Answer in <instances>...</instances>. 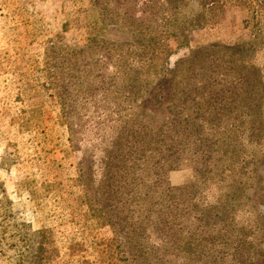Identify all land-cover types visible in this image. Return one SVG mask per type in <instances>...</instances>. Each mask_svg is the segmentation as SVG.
<instances>
[{
  "label": "rangeland",
  "instance_id": "rangeland-1",
  "mask_svg": "<svg viewBox=\"0 0 264 264\" xmlns=\"http://www.w3.org/2000/svg\"><path fill=\"white\" fill-rule=\"evenodd\" d=\"M176 1L189 14L197 11L196 0ZM207 3L209 23L189 33L187 47L178 49L170 40L160 44L150 62L135 63L128 28L109 20L92 0H0V264H149L152 259L155 264H264V102L260 116L245 120L238 116L241 110L221 114L225 102L213 100L220 106L206 116L196 108L200 118L193 122L186 111L189 95L198 91L192 98L201 103L202 92L174 72L177 60L194 48L243 45L255 51L245 58L259 69L264 89V0ZM104 42L131 54L124 64L139 71L121 66L117 72L141 80L132 82L138 102L110 103L106 115L96 98L107 90L97 77ZM166 44L171 54H166ZM87 49L89 60L81 54ZM111 60L118 64L117 55ZM115 67L109 70L115 72ZM158 85L163 86V100L155 94ZM77 94L92 96L81 104L82 116L77 112L80 105H75ZM181 94L182 101L173 102ZM132 118L145 122L178 150L168 154L154 146L159 150L141 165L139 192L143 197V185L154 181L155 198L148 200L152 208L160 204L155 199L165 188L168 199L175 200L167 201L175 207L171 220L163 214L154 218L152 236L168 238L169 229L178 223L189 234L200 225L210 233L200 247L212 244L213 255L204 249L205 256L189 259L183 250L194 253L192 242L179 247L167 242L159 250L161 258L155 260L158 252L148 250L141 260L136 245L146 246L147 231L152 230L147 210L136 207L134 226L132 218L112 212L117 203L106 200L109 192L100 195L95 177H101V168L93 164L105 155V137L115 134L119 122L126 120L128 129ZM152 159L157 170L164 168L161 179L150 173ZM193 177L196 185L189 184ZM194 187L201 203L205 192L213 191L214 207L203 210L201 221L185 193ZM148 202L143 203L146 209ZM40 230H46L44 237L37 234Z\"/></svg>",
  "mask_w": 264,
  "mask_h": 264
},
{
  "label": "trees",
  "instance_id": "trees-1",
  "mask_svg": "<svg viewBox=\"0 0 264 264\" xmlns=\"http://www.w3.org/2000/svg\"><path fill=\"white\" fill-rule=\"evenodd\" d=\"M196 1L198 4L197 11L190 12L189 14L187 11L181 9V5H179V2L176 0H92L94 5L102 10L109 20L121 21L124 23L125 27L128 28L133 40L131 47L135 55L134 58L132 56V60H134L135 63L143 60L150 62L156 56L155 53L160 50V44L167 41H173L178 49L189 45V33L194 29L207 25L210 19V10L204 9L210 4L207 3L208 0ZM142 7H146L147 9L144 10ZM161 17L163 19L159 21L158 19ZM95 40L97 41V39ZM163 48L166 49V54L172 53L170 45L166 44ZM221 48L224 49L223 52L218 51V49ZM227 50H233V53H227ZM99 52L103 60V68L97 73V77L107 89L96 96L98 101H102L99 110L102 109L103 115H106V111L109 110L110 107L109 105H114L116 101L121 103L125 101V99H128V105H130L131 101L137 103L139 100L136 93L137 87L133 85L132 82L136 81L138 84V81H141L140 77L127 78L125 75H121V72H117V69L121 66L123 69H130L133 73L139 72H135L132 66L128 67L130 63L124 64V60L126 59L125 56H130L131 54L124 53L120 46L108 42L103 43ZM254 53V50L252 52L248 51L247 47L243 45L225 46L220 43H213L209 46L194 48L187 56L177 60L174 66V72L178 74L176 77L183 79L185 82L198 85L202 92L203 98H201V103H197L192 98V94H197L198 91H193V93L189 95V101L191 102L189 104L190 106L186 109L191 115L189 116V120L193 122L197 121L196 119H198L197 116L199 117V111H194L196 108L206 111L204 112L206 116L209 114L210 109L213 110L219 107L220 105H215L213 100H216L215 102H225L223 104H225L227 108L223 109V111L220 112L221 114L230 113V115H237L235 111L241 110L238 116L243 117L245 120H251V118L258 117L262 114V102H264L262 74L259 69L251 63V58H245L248 54H250V57H253ZM81 54H83L85 59L89 60L90 54L88 49L85 52H81ZM222 54L223 56H221ZM114 55H117L118 64L111 60ZM115 65H117V67H115V72L109 70L110 67ZM129 74L131 73L129 72ZM110 88L113 89L110 90ZM215 89H219L221 94L219 95ZM155 94L159 96L158 98L160 100H163L165 94L163 86L158 85L155 88ZM101 95H106L108 97H102ZM183 96H185V94H181L173 102H181ZM91 97V95L84 97L77 94L75 105H80L77 106L79 109V111H77L78 113L84 111V107L81 106V104L89 103ZM213 97H215V99H213ZM82 99H84L85 102H82ZM168 105L174 107V103ZM130 108L131 106H129L128 109ZM79 114L80 116L83 115L81 113ZM129 122L130 127H128V129L124 126V123H128L126 120L125 122H119V125L115 129V134L105 137L102 143L103 153H105V155L103 154L104 157L100 160L97 159L93 167L101 168V177L99 179L95 177V179L100 180L98 186L100 195L105 194L104 192H109L110 195L106 197V200L117 203L115 207L112 205L113 213L115 211L117 215L124 219L132 218V225L135 226L138 223L134 218V213L137 212L136 207L140 206V209L143 207V211L147 210L146 217H150L148 230H152L147 231L148 237L146 246L139 247L136 245V253L139 252L138 258L142 257L141 260H144V253L148 250H154L158 252L157 257H155V260H157L162 257L159 250H163L167 242L173 244L174 247H179L180 244L185 241L192 242V248H194V253H192L189 248L183 250V253H187L189 259H191L192 256L194 259L202 258L203 256L201 257V254L205 256L204 249H209L210 254L213 255V250L210 249V247L213 246L212 244H203L202 247H200L204 236L210 234L208 233L209 229L200 228V225L195 228V231L193 230L194 232H190L189 234V232H185L187 231L185 226L178 223L169 229V236H166L168 238H163L158 236V234L152 236L156 226L152 225L154 224V218L163 214L166 216L167 221L171 220V213L174 211L175 207L167 203V201L175 202V200L172 198L168 199L166 194L167 189L165 188L164 191L160 190L157 194L159 199H155V201L160 204H154L152 208L148 200H153V198H155L156 192L152 190V188H154V181L151 180L152 184H142L143 187L147 189L142 197L139 192L141 181L138 179L141 177V165L145 163L148 158L153 156L156 150H159L155 149L154 146L167 151L168 154H175L178 150L177 148L168 146L167 142L163 139L164 136L162 137L161 134L154 133L150 130V127L146 128L145 126L147 125H145L146 123L142 120L139 119L136 121L135 118H132ZM204 122L208 123L207 121ZM246 125L245 122V126ZM248 129H251V126H249ZM193 154L198 155L195 152ZM201 158L203 159V156H199V159ZM181 159H183V157ZM187 159L191 158H186L184 160L186 161ZM149 164H153V159ZM207 164H209L208 161L205 165ZM151 165L150 173L152 177L160 178V174L163 175L164 168L162 169L161 167L157 170L155 164ZM135 181V187L138 186V190H136L135 187L129 190L130 184ZM194 183L196 185L195 178L193 177L189 184L191 185ZM103 187L106 188L105 191H103ZM148 190H152L153 194L152 192L149 193ZM198 192L199 191L194 187L193 191L189 190L185 193L191 198L192 205L194 203V210L197 209L198 211V215L196 216L199 221H201L202 217H204L201 216L203 210L210 211L214 207V198L212 196L213 191L211 192V190H209L205 192L204 199L201 203V200L197 198V195L199 196ZM147 202L150 206L146 209L143 203ZM158 206L160 209L156 211ZM150 210L151 212H149ZM189 212H187L185 216L188 215ZM186 217H189V215ZM45 233L46 230H40L37 234L44 237ZM39 249L40 251L38 250V252L42 255L43 249L41 245ZM179 252L181 253V251ZM218 258L219 256L214 259L218 260ZM224 258L226 257L224 256ZM148 263L155 264L156 261L152 259V261ZM243 263L245 262L241 264ZM221 264H224V261Z\"/></svg>",
  "mask_w": 264,
  "mask_h": 264
}]
</instances>
